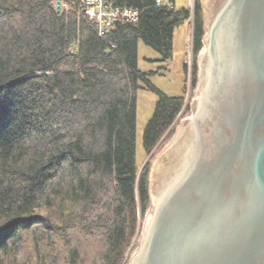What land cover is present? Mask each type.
<instances>
[{
  "label": "trees",
  "instance_id": "obj_1",
  "mask_svg": "<svg viewBox=\"0 0 264 264\" xmlns=\"http://www.w3.org/2000/svg\"><path fill=\"white\" fill-rule=\"evenodd\" d=\"M60 1L56 12V0H0V264H127L149 206V161L136 163L138 80L157 95L148 154L188 112L183 95L138 69V41L171 59L190 12L107 0L138 18L99 34L79 0ZM195 1L193 86L203 37Z\"/></svg>",
  "mask_w": 264,
  "mask_h": 264
},
{
  "label": "water",
  "instance_id": "obj_2",
  "mask_svg": "<svg viewBox=\"0 0 264 264\" xmlns=\"http://www.w3.org/2000/svg\"><path fill=\"white\" fill-rule=\"evenodd\" d=\"M203 3L191 113L152 161L129 264H264V0Z\"/></svg>",
  "mask_w": 264,
  "mask_h": 264
},
{
  "label": "rangeland",
  "instance_id": "obj_3",
  "mask_svg": "<svg viewBox=\"0 0 264 264\" xmlns=\"http://www.w3.org/2000/svg\"><path fill=\"white\" fill-rule=\"evenodd\" d=\"M176 8L186 7L190 12V17L184 24L176 28L173 39V55L171 59L163 61L160 54L152 49L151 47L145 45L141 40L138 41V51H137V64L138 69L147 74V79L152 85L162 90L168 95H183L188 112L186 114L180 115L176 123L174 124L171 134L168 139L165 140L159 148L154 152L148 154L145 152L142 136L145 125L153 114L154 106L157 101V95L151 89H149L144 80H138V89L136 94V163L141 169V167L148 161V187H149V171L152 161L161 152V150L166 147L173 136L175 135L176 128L184 117H187L191 113V101L194 98L195 90L197 86V63L195 71V85H192V63H193V53H192V34L191 26L193 21V11L195 9V0H174ZM201 5V16L203 20V0H199ZM191 23V24H190ZM191 25V26H190ZM195 57V62H196ZM186 63V69L184 64ZM158 71V72H156ZM150 208L149 206L142 218H139V225L137 234L134 237L130 249L128 251V262L130 263L132 256L138 249L139 239L141 237L144 222Z\"/></svg>",
  "mask_w": 264,
  "mask_h": 264
},
{
  "label": "built area",
  "instance_id": "obj_4",
  "mask_svg": "<svg viewBox=\"0 0 264 264\" xmlns=\"http://www.w3.org/2000/svg\"><path fill=\"white\" fill-rule=\"evenodd\" d=\"M82 12L96 22L99 34L108 33L116 21L136 22L138 12L128 7H112L107 0H79ZM156 4L173 8L172 0H155Z\"/></svg>",
  "mask_w": 264,
  "mask_h": 264
},
{
  "label": "crops",
  "instance_id": "obj_5",
  "mask_svg": "<svg viewBox=\"0 0 264 264\" xmlns=\"http://www.w3.org/2000/svg\"><path fill=\"white\" fill-rule=\"evenodd\" d=\"M173 1V3H174V6H175V8H176V4H175V1L174 0H172ZM187 23V22H186ZM185 23V25L187 26V24ZM191 24V23H190ZM191 26V25H190ZM177 28V27H176ZM176 28H175V30H174V34H175V32H176ZM191 34H192V26H191ZM173 39H174V35H173ZM167 61V60H166ZM156 72H158V71H156Z\"/></svg>",
  "mask_w": 264,
  "mask_h": 264
}]
</instances>
